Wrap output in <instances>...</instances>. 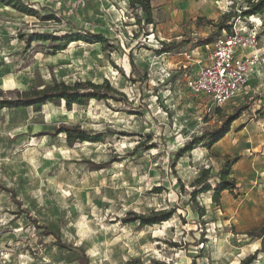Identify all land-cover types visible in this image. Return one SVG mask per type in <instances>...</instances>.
<instances>
[{
    "label": "rangeland",
    "instance_id": "1",
    "mask_svg": "<svg viewBox=\"0 0 264 264\" xmlns=\"http://www.w3.org/2000/svg\"><path fill=\"white\" fill-rule=\"evenodd\" d=\"M24 1L56 18L40 20L0 2L1 88L109 79L118 92L70 109L63 101L0 110V264H238L256 252L261 240L249 231L264 223V62L222 105L187 85L209 61L213 47L200 43L223 19L225 0H155L170 7L159 32L125 0ZM247 5L237 0L230 23L256 27L264 61V12L239 14ZM34 31L97 32L113 46H27ZM163 41L177 46L165 52ZM242 105L249 108L212 148L200 143L176 157L186 141L221 127ZM60 123L104 138L70 145L64 132L54 135ZM226 161L238 187L223 191L220 204L213 190L193 200L192 182L208 169L215 187ZM172 209L154 225L124 220ZM253 264H264V252Z\"/></svg>",
    "mask_w": 264,
    "mask_h": 264
},
{
    "label": "trees",
    "instance_id": "2",
    "mask_svg": "<svg viewBox=\"0 0 264 264\" xmlns=\"http://www.w3.org/2000/svg\"><path fill=\"white\" fill-rule=\"evenodd\" d=\"M247 8L242 11L245 16L258 14L264 12V0H246ZM0 2L6 6L26 14L37 17L40 20H52L55 19V15H42L37 9H35L29 1L24 0H0ZM130 5L135 8H140L145 15V22L148 24L154 23L153 18V4L152 0H132ZM235 13L225 14L223 19L216 23L214 22L215 29L200 44H210L214 42L222 32L228 29L231 32L232 25L231 19ZM137 22L141 21V15H137ZM87 36H83L80 33H68L65 35H56L53 32L47 31H34L30 37L26 40L27 46H30L33 41H51L53 48L56 51L66 49L69 43L77 40H84L86 42H100L103 48L107 49L113 44H110V40L102 33L87 32ZM23 36V34L21 35ZM177 46L175 41H163L162 47L165 52H171ZM117 89L111 84L109 79H105L102 83H96L91 80L75 81L74 83H67L65 81H54L51 84H46L42 87H31L29 89H9L4 90L0 87V110L4 108H33L35 110H41L42 107L48 103L61 104L63 101L70 109L73 104L83 105L91 99L108 100L115 98L114 94L117 93ZM127 101V100H126ZM249 108L248 105H242L236 109V111L226 117L223 121V125L214 130H206L199 135H194L192 139L186 141L176 151V157L180 158L187 152L192 151L200 143H205V146L212 148L220 139H222L231 128V125L235 120L242 116L243 112ZM54 135L64 132L66 134L67 141L70 145H73L76 141H101L104 138V134L98 133L96 135L91 134L90 130L81 128L80 125H69L67 123H60L56 128ZM233 163L226 161L220 170V182L213 187L209 182V170L205 169L201 176L196 178L192 182L194 187L191 191L193 200L199 192H206L213 190L215 202L220 204L221 195L223 191H234L238 185L237 180L231 176ZM0 187H2L0 185ZM175 210H159L150 214H134L129 219H124L127 222L139 221L141 225H154L162 221L170 219ZM37 222L36 219H33ZM39 228L45 227L44 225H38ZM45 234H56L54 231H46ZM249 234L257 239L261 240V246L256 252L246 256L238 264H253L261 252H264V223L257 229L249 231ZM58 238V237H57ZM61 240V239H60ZM61 244V241H60ZM64 246V245H61Z\"/></svg>",
    "mask_w": 264,
    "mask_h": 264
},
{
    "label": "built area",
    "instance_id": "3",
    "mask_svg": "<svg viewBox=\"0 0 264 264\" xmlns=\"http://www.w3.org/2000/svg\"><path fill=\"white\" fill-rule=\"evenodd\" d=\"M76 2L85 4L86 0ZM236 2L237 0H225L223 12L229 14ZM127 6L131 5L128 3ZM238 13L242 14V10L239 9ZM231 25V32H225L214 42L206 44V47H213L209 61L187 80L191 92L208 95L218 105L241 94L264 62L258 49L259 36L256 27L253 24ZM246 50L249 52L246 53Z\"/></svg>",
    "mask_w": 264,
    "mask_h": 264
},
{
    "label": "crops",
    "instance_id": "4",
    "mask_svg": "<svg viewBox=\"0 0 264 264\" xmlns=\"http://www.w3.org/2000/svg\"><path fill=\"white\" fill-rule=\"evenodd\" d=\"M131 1L132 0H127V2H126V0H125L123 4L124 5H126L125 3H129L130 4ZM154 2H155V0H152V4H153V18H154L153 25H154V27H156V25H157V29H158L157 32H159V25L158 24H159V22L161 20V17L163 16L164 13L170 11V7H169V4H164V6H160L161 4L155 5ZM173 12H178L177 15H178L179 19L182 17V13H180L179 10L176 9ZM203 46H206V44L203 45Z\"/></svg>",
    "mask_w": 264,
    "mask_h": 264
},
{
    "label": "bare ground",
    "instance_id": "5",
    "mask_svg": "<svg viewBox=\"0 0 264 264\" xmlns=\"http://www.w3.org/2000/svg\"><path fill=\"white\" fill-rule=\"evenodd\" d=\"M8 7V6H7ZM15 12H19V11H17V10H15V9H13ZM19 13H21V12H19ZM21 14H23V13H21ZM252 21H255V22H260V18L259 17H257V16H253L252 18Z\"/></svg>",
    "mask_w": 264,
    "mask_h": 264
}]
</instances>
